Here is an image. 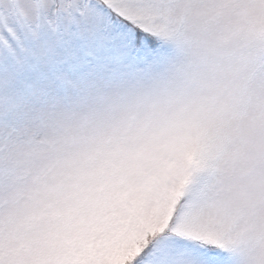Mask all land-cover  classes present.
<instances>
[{
	"label": "snow or ice",
	"instance_id": "snow-or-ice-1",
	"mask_svg": "<svg viewBox=\"0 0 264 264\" xmlns=\"http://www.w3.org/2000/svg\"><path fill=\"white\" fill-rule=\"evenodd\" d=\"M0 264H264V0H0Z\"/></svg>",
	"mask_w": 264,
	"mask_h": 264
}]
</instances>
